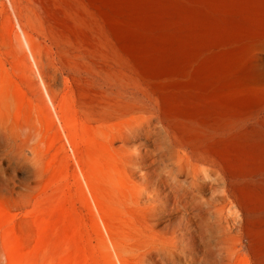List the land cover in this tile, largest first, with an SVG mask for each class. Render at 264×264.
<instances>
[{"label": "rangeland", "instance_id": "obj_1", "mask_svg": "<svg viewBox=\"0 0 264 264\" xmlns=\"http://www.w3.org/2000/svg\"><path fill=\"white\" fill-rule=\"evenodd\" d=\"M85 1L155 83L152 41L133 32L138 0ZM47 18L58 30L68 23L53 0H0V264H145L141 230L170 240L187 234L192 218L206 231L238 225L240 209L223 200L220 173L180 167L153 116L101 113L73 73L63 74ZM236 106L257 117L229 169L249 211L248 246L236 264H248L250 242L257 250L264 239V92L237 98ZM197 247L195 264H204Z\"/></svg>", "mask_w": 264, "mask_h": 264}, {"label": "bare ground", "instance_id": "obj_2", "mask_svg": "<svg viewBox=\"0 0 264 264\" xmlns=\"http://www.w3.org/2000/svg\"><path fill=\"white\" fill-rule=\"evenodd\" d=\"M53 1L61 5L67 26L58 30L48 18L44 26L63 60V74L73 73L79 88L97 100L101 113L110 108L116 116H153L179 154V166H205L220 173L223 200L240 209L238 225L226 222L206 231L192 218L188 233L170 240L141 230L137 241L145 264H195L197 246L205 249L204 264H236L240 250L248 246L249 211L238 194L239 181L229 170L230 158L246 145L249 126L257 119L238 111L236 100L264 92V0H138L133 32L152 41L155 83L138 73L85 0ZM185 212L178 215L185 219ZM153 230L155 225L145 228ZM252 246L250 242L248 264H264V239L259 249Z\"/></svg>", "mask_w": 264, "mask_h": 264}]
</instances>
